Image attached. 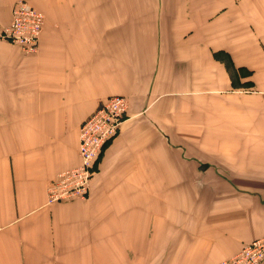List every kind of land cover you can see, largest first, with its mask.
Masks as SVG:
<instances>
[{"label": "crops", "instance_id": "crops-1", "mask_svg": "<svg viewBox=\"0 0 264 264\" xmlns=\"http://www.w3.org/2000/svg\"><path fill=\"white\" fill-rule=\"evenodd\" d=\"M22 1L44 27L0 38V264H217L264 236V0ZM112 95L87 198L48 202Z\"/></svg>", "mask_w": 264, "mask_h": 264}, {"label": "built area", "instance_id": "built-area-1", "mask_svg": "<svg viewBox=\"0 0 264 264\" xmlns=\"http://www.w3.org/2000/svg\"><path fill=\"white\" fill-rule=\"evenodd\" d=\"M44 15L22 0L13 3L10 22L0 30V38L18 46L23 52L38 49ZM127 99L112 95L79 127L78 165L58 173L47 187V201L86 199L93 174V167L104 143L119 129L127 112ZM264 259V237L245 245L236 254L218 264H261Z\"/></svg>", "mask_w": 264, "mask_h": 264}, {"label": "rangeland", "instance_id": "rangeland-1", "mask_svg": "<svg viewBox=\"0 0 264 264\" xmlns=\"http://www.w3.org/2000/svg\"><path fill=\"white\" fill-rule=\"evenodd\" d=\"M35 9H36V8H35ZM37 10H38V9H37ZM38 11H39V10H38ZM123 97H125V98L127 99L126 96H123ZM126 101H127V105H128V107H127V112H126V114L124 115V118L127 116V113H128V110H129V102H128V99H127ZM124 118H123V119H124ZM82 123H83V122H82ZM82 123H81V124H82ZM121 123H122V122H121ZM120 125H121V124H120ZM120 125H119V128H120ZM118 131H119V129H118ZM118 131L116 132V134L118 133ZM116 134H115L114 136H116ZM114 136H113V137H114ZM113 137H111L110 139H108V140L104 143V146L102 147L101 153H102L103 149L105 148V146L111 141V139H112ZM101 153H100V154H101ZM99 156H100V155H99ZM98 158H99V157H98ZM97 160H98V159H97ZM96 162H97V161H96ZM95 166H96V163H95V165H94V167H93V171H94ZM59 201H64V200H59ZM261 237H264V236H261ZM261 237H259V238H261ZM259 238H256V239H259ZM256 239H254V240H252V241H250V242L244 244V245L240 248V250H241L245 245H247V244H249V243L255 241ZM240 250H238V251H240ZM238 251H237V252H238ZM237 252H235L234 254H236ZM234 254H232V255H234ZM232 255H230V256H232ZM230 256H229V257H230ZM227 258H228V257H227ZM224 259H226V258H224ZM224 259H222V260H224ZM222 260H220V261H222ZM220 261H219V262H220ZM219 262H218V263H219ZM218 263H217V264H218Z\"/></svg>", "mask_w": 264, "mask_h": 264}]
</instances>
